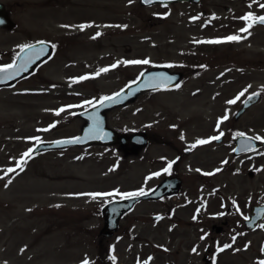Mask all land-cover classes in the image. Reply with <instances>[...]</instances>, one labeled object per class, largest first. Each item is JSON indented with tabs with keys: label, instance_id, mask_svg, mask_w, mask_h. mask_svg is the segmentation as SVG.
Segmentation results:
<instances>
[{
	"label": "flooded vegetation",
	"instance_id": "af4514ba",
	"mask_svg": "<svg viewBox=\"0 0 264 264\" xmlns=\"http://www.w3.org/2000/svg\"><path fill=\"white\" fill-rule=\"evenodd\" d=\"M90 1L94 3L88 7L86 0H0V67L13 65L7 72L0 73V141L11 137L32 138L29 135L19 136L22 133L12 127V123H7V107L20 109L21 115L17 116L24 123V126L19 127L20 130L30 127L31 135L45 133L47 128L43 125L49 124L52 133L59 131L62 134L69 125L72 105H78L77 90L85 89L82 93L101 91V87L96 84L97 78L102 75H96L97 61L100 64L101 57L98 60L96 55L87 58V51H91L92 47L96 50L98 45L101 47L103 32L99 28L103 22H123L122 15L126 17L123 9L134 2L138 7L145 6L139 0H132L131 3L129 0H112L116 3L103 5L98 2L100 0ZM208 1L192 0L160 5L194 7V18L210 20L208 40H222L231 35L246 36V39L238 42L208 43V48L213 55L222 53L236 62L245 63L247 57L255 62L258 54L250 46L259 40L261 32L264 33V25L253 23L248 32L242 33L240 29L245 28L246 23H251L241 19L250 13L246 6L224 5L223 15L217 16L210 7L219 9L220 6H211ZM261 16H264V12L254 17ZM79 25L86 27L81 30ZM126 31L122 28L121 33ZM98 32L101 35L96 36ZM107 36L122 41L121 37ZM41 41L44 43H39ZM25 45L33 47L22 52L20 49ZM41 48L46 51L37 58L36 52ZM12 73H15L14 77H10ZM179 73L182 80L183 73ZM105 74L109 75L110 72L106 71ZM83 76L89 78L78 80ZM121 81L124 82L112 85L111 88H114L111 91H120L134 79L126 73ZM178 85L146 93L170 91ZM213 86L225 92L214 94L215 102L222 101L224 96H227V101L235 99V103L223 106L228 118L222 120L219 127L215 119L221 120L225 114L214 116L213 120L208 121L212 125L211 131L205 133L204 140L209 142L201 145L200 154L193 141L191 148L181 150L182 154L177 151L171 159L161 158L160 178L154 187L164 182L162 191L166 194L137 202L136 205L145 202L141 205L144 214L134 219H130L128 213L123 214L111 233V237L143 236V239L136 238L135 244L129 247V264H260L264 260V228L260 227L264 224V214L259 216L254 208L264 205V145H260L264 139H251L257 136L264 138L261 111L264 94L256 91L246 93L245 85L242 84L217 83ZM231 91L234 93L231 94ZM238 92H243V95ZM253 94H257L258 99L246 105ZM101 97L95 95L93 102L86 105L88 100L80 95V107L74 112L80 117L79 132L87 122L84 113L98 104ZM130 103L106 110L104 114L109 119L116 110ZM61 108L64 111L56 115V111ZM39 116L42 118L39 119ZM37 120L39 124L46 122L39 126L35 122ZM53 124L55 127H51ZM8 129L13 132L8 133ZM115 129L124 134L120 128ZM77 132L53 135L46 139L66 138ZM221 132L223 135L219 140H210ZM237 133L244 135L237 136ZM149 143L147 137L145 148ZM256 143L259 145L253 148ZM113 146L123 151L128 147L121 144ZM69 149L57 148L64 153ZM45 151L33 153L32 157ZM169 164L171 168L165 171ZM3 175L0 187L5 189L7 176ZM172 178V183H165ZM2 203H6L4 196ZM153 206L158 211L149 213ZM140 217L145 220L143 226L138 228L136 223L141 221ZM0 236L2 249L8 251L15 246L16 240L8 237L4 231L1 230ZM146 236L153 238L145 239ZM225 245L230 247L225 248ZM193 248L196 252L192 251Z\"/></svg>",
	"mask_w": 264,
	"mask_h": 264
},
{
	"label": "rangeland",
	"instance_id": "374dc122",
	"mask_svg": "<svg viewBox=\"0 0 264 264\" xmlns=\"http://www.w3.org/2000/svg\"><path fill=\"white\" fill-rule=\"evenodd\" d=\"M86 1L88 7L94 3ZM98 2L102 5L116 3L112 0ZM208 4L220 6L219 9L210 7L217 16L223 15L222 7L228 4L246 6L253 16L264 12L260 7L264 0H209ZM123 13L126 15H122L123 22L102 23L99 28L103 32L101 47L98 45L96 50L92 47L87 51V58L96 55L98 60L101 57L96 66V72L102 73L96 80L101 91L82 93L85 89L77 90L78 105H72L69 125L62 134L78 131L80 119L74 112L80 107L81 94L84 100L93 102L95 95L113 93L112 85L123 83L121 80L126 73L136 79L144 70L165 67L183 73V79L170 91L141 94L129 106L110 116L107 122L110 127L128 134L144 132L148 137L149 145L133 155L124 154L118 146H92L70 149L66 153L47 151L24 157L27 163L21 171L16 164L23 153L33 149L38 141L62 134L52 133L50 125L44 124L46 121L42 123L47 128L45 133L31 135L30 127L20 130L19 127L24 126L17 116L21 115L20 109L5 108L7 123H12V127L22 133L19 136L32 138L11 137L0 141V181L6 169L16 168L18 172L6 175L7 187H0V232L16 240L15 246L5 251L0 236V264H81L85 259L89 264H102L100 248L106 250V256L103 251L102 257H107L108 264H129L128 249L135 244L136 238L143 239V236L101 237L102 205L125 193L146 192L154 187L160 178V159H171L177 151L182 154L181 150L191 148L193 141L197 152H202V144L197 142L204 140L205 133L211 131L208 121L214 116L226 115L223 106L228 104L227 96L215 102L214 94L225 92L218 91L214 84H242L246 93L264 94L263 32L250 46L257 51L256 61L247 57L242 63L222 53L213 55L208 43L200 42L208 41L210 20L194 19V7L156 4L138 7L134 2L123 9ZM122 28L127 30L123 34ZM107 35L121 37L122 41ZM145 59L149 60L148 64L118 63ZM114 64L117 66L112 68ZM105 68L109 69V75L100 71ZM261 111L264 136V98ZM35 122L42 125L38 120ZM7 131L13 132L12 129ZM203 153L205 155V150ZM95 193L112 195L95 198L88 195ZM3 196L6 203H2ZM155 211L158 209L153 206L149 213ZM143 212L144 209L138 207L128 216L134 219ZM141 219L136 223L138 228L143 226L144 217ZM147 237L153 238L146 236L145 239Z\"/></svg>",
	"mask_w": 264,
	"mask_h": 264
},
{
	"label": "water",
	"instance_id": "95a60500",
	"mask_svg": "<svg viewBox=\"0 0 264 264\" xmlns=\"http://www.w3.org/2000/svg\"><path fill=\"white\" fill-rule=\"evenodd\" d=\"M176 1H182V0H153L152 3H145L144 0H140L142 4L149 5L154 3H171ZM258 23V22H256ZM164 77H170L171 80L168 82H164ZM179 78V74L177 73H169L164 69H156V70H149L143 72V75H140V77L134 82L126 86L123 90L119 92V96L115 97V102L109 100L104 101L103 104L101 102L95 106L92 110L88 112V123L86 126H84L77 136L60 139V140H54L47 144L39 145L36 147V150L39 149H46V148H54V147H65V146H84L92 143H100V144H110L122 141L123 143H126V141H134L136 142L137 139V147L139 148L145 143V137L142 134H133L130 137H117L116 133L106 127L105 119L102 115H99L98 118H91L89 117L92 113L95 112H102L106 109H110L112 107L120 106L127 102L130 99L135 98L138 94L141 92H144L146 90H153L158 88H165L170 87L176 84L177 80ZM158 84V88H154L152 85ZM147 85V86H146ZM75 138H79V143H57V142H63L68 140H73ZM162 185L157 187L151 194L148 195H141L140 198H147V197H157L162 194ZM137 198H129V199H121L117 201H113L108 203L103 207V211L106 214V225L105 228L102 230V233L109 230V232L112 230V228L115 226L116 219L118 216L125 210H128L130 205L136 200ZM263 212V210H262ZM107 229V230H106ZM108 232V231H107Z\"/></svg>",
	"mask_w": 264,
	"mask_h": 264
},
{
	"label": "snow or ice",
	"instance_id": "6c2138e0",
	"mask_svg": "<svg viewBox=\"0 0 264 264\" xmlns=\"http://www.w3.org/2000/svg\"><path fill=\"white\" fill-rule=\"evenodd\" d=\"M129 2L131 3L132 0H129ZM145 3H152L153 0H144ZM163 2V0H162ZM253 2H256V0H253ZM251 7V5H249ZM261 8H264V4H261L260 5ZM196 19V18H194ZM241 19H243L244 21H251V23H246V26L245 28H242L240 29V32L244 33V32H248V29H250L252 26H253V23H260V24H264V16H261V17H254L251 13H248L246 14L244 17H241ZM87 26H91V25H87ZM62 27H67V26H62ZM81 30H83L86 25H79L78 26ZM101 35V33H96V36H99ZM250 35V33H249ZM95 38V37H93ZM247 37L246 36H239V35H231V36H228V37H225L223 38L222 40L218 39V40H208V41H200L201 43H210V44H216V43H222V42H231V41H239L241 39H246ZM41 44H43L44 42H39ZM33 46L32 45H25V46H22L21 47V51L23 52L26 48H32ZM54 47V46H53ZM46 51V49L44 48H41L39 51L36 52V57L38 58L40 53L41 52H44ZM118 63H131V64H148L149 63V60L145 59V60H136V61H127V62H118ZM117 65L114 64L112 65L111 67L112 68H115ZM13 65H6L4 67H0V73H4V72H7L8 69L12 68ZM109 69L105 68V69H101L100 71L101 72H106L108 71ZM96 75H99V72L96 74ZM141 75H143V73H141ZM15 76V73H12L10 74V77H14ZM10 77H3L2 79H8ZM89 77L87 76H84V77H79L78 80H84V79H88ZM164 82H168L171 80L170 77H164L163 78ZM73 82H76V80H74ZM147 86V85H146ZM154 88H158L159 85L158 84H154L152 85ZM239 95H243V92L240 93ZM239 95L237 97V99L239 98ZM253 95H257V94H253ZM116 96H119V93L116 94ZM249 100L252 99L251 96H249L248 98ZM113 101L115 102V97H101V104H103L104 101ZM85 103H88V104H91L92 102L91 101H86ZM228 103H235V99L232 100V101H228ZM71 107V106H69ZM61 111H64L63 108L59 109L56 111V115H59ZM227 115H225L221 120H218L217 121V127H219V124L222 122V120H225L227 119ZM51 127H55V125L53 124ZM47 129H45L46 131ZM223 133L221 132L219 136H214V137H211L210 140H219L220 139V136H222ZM237 136H243L244 134L243 133H237L236 134ZM251 139H255V140H262L264 138H261L259 136L257 137H254V138H251ZM80 142V139L79 138H75L73 140H68V141H63V142H57L58 144L59 143H79ZM209 140H200L198 141L197 143L199 144H205V143H208ZM249 148H251V145L248 146ZM245 150H248V149H245ZM35 151V149H29L27 152L23 153L22 154V159L17 161V164H16V167L17 168H20V170L22 171L23 170V165L27 163V159H24V157H30V154ZM171 168V164L168 165V168L165 169V171H168L169 169ZM16 171V168H9V169H6L5 170V175H8L9 173H12V172H15ZM2 178V177H0ZM8 183H11V179L8 180ZM7 187V184L5 185ZM146 193H144L142 190L140 192H136V193H125L123 194V196L125 198H130V197H134V196H138V195H145ZM88 195H91L93 198H95L96 196H100V195H112V193H107V194H99V193H95V194H88ZM199 211V210H198ZM237 211H239V209H237ZM195 218V217H194ZM247 219V217L245 218ZM261 228H264V224H261L260 225ZM201 239H203V237H201ZM233 240H235V237H233ZM225 248L227 247H230V245H225L224 246ZM223 249H219V251H222ZM193 252H196V249L193 248L192 249ZM81 264H89V261L87 259H85L84 261L81 262ZM260 264H264V260L260 261Z\"/></svg>",
	"mask_w": 264,
	"mask_h": 264
}]
</instances>
